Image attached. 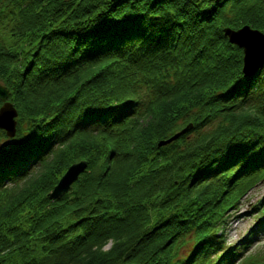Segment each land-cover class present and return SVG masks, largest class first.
Segmentation results:
<instances>
[{"label": "trees", "instance_id": "trees-1", "mask_svg": "<svg viewBox=\"0 0 264 264\" xmlns=\"http://www.w3.org/2000/svg\"><path fill=\"white\" fill-rule=\"evenodd\" d=\"M246 24L264 31V0H0L17 110L15 134L0 128V264H239L264 230L263 197L248 235L223 233L264 177V61L245 74L224 33Z\"/></svg>", "mask_w": 264, "mask_h": 264}, {"label": "water", "instance_id": "water-1", "mask_svg": "<svg viewBox=\"0 0 264 264\" xmlns=\"http://www.w3.org/2000/svg\"><path fill=\"white\" fill-rule=\"evenodd\" d=\"M224 33L230 42L237 44L242 48L243 69L245 74L249 75L250 73H253V71L264 61V31L258 28H252L246 24L237 29L225 27ZM8 96V87L0 83V128L4 129L8 136H13L15 134V117L17 115V110L8 100ZM178 133L174 134L171 138H168V140H162L161 143L168 142L173 137H176ZM85 166L86 160L84 159L68 165L49 191V197L57 198L68 191L78 175L84 170Z\"/></svg>", "mask_w": 264, "mask_h": 264}, {"label": "rangeland", "instance_id": "rangeland-1", "mask_svg": "<svg viewBox=\"0 0 264 264\" xmlns=\"http://www.w3.org/2000/svg\"><path fill=\"white\" fill-rule=\"evenodd\" d=\"M48 160L41 162L34 169L35 172L32 176L39 173L37 172L44 166ZM63 174V173H62ZM264 197V177L255 182L249 187L238 199V201L228 208L227 216L224 223V238L227 243H235L241 237H244L250 233L252 229L256 227V221L258 217L264 218V202H261L263 212L257 217V212L254 211L253 206L259 205L258 203ZM259 208V207H258ZM254 237V238H253ZM252 244L246 249L242 255V259L239 264H264V230L258 231L256 235H252ZM106 244L104 247H107Z\"/></svg>", "mask_w": 264, "mask_h": 264}]
</instances>
